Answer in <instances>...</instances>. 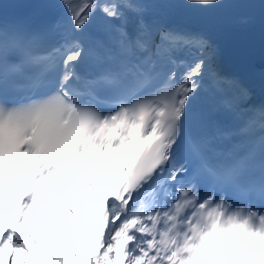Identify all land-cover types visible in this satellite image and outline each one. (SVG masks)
I'll use <instances>...</instances> for the list:
<instances>
[{"label": "snow or ice", "instance_id": "obj_1", "mask_svg": "<svg viewBox=\"0 0 264 264\" xmlns=\"http://www.w3.org/2000/svg\"><path fill=\"white\" fill-rule=\"evenodd\" d=\"M0 4V264H264V66L175 8Z\"/></svg>", "mask_w": 264, "mask_h": 264}]
</instances>
